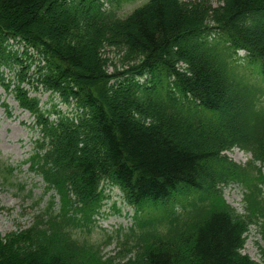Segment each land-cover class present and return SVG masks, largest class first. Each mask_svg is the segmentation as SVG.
Here are the masks:
<instances>
[{"label": "trees", "instance_id": "trees-1", "mask_svg": "<svg viewBox=\"0 0 264 264\" xmlns=\"http://www.w3.org/2000/svg\"><path fill=\"white\" fill-rule=\"evenodd\" d=\"M216 1L147 0L118 18L101 0H0V86L33 120L22 164L49 196L30 227L0 237V264H264V248L261 262L242 254L250 226L264 242V0ZM108 49L122 70L109 71ZM19 166L0 160V188ZM231 184L242 214L222 199ZM107 185L161 211L138 222L129 257L75 237Z\"/></svg>", "mask_w": 264, "mask_h": 264}, {"label": "rangeland", "instance_id": "rangeland-1", "mask_svg": "<svg viewBox=\"0 0 264 264\" xmlns=\"http://www.w3.org/2000/svg\"><path fill=\"white\" fill-rule=\"evenodd\" d=\"M101 1L104 2V8L107 11L113 10L118 18H124L147 0ZM180 1L193 3L196 0ZM212 5L213 7L216 6L217 1L212 0ZM10 43L12 44V42ZM11 47L13 51H22L15 44ZM105 55L110 60L109 71L113 68L119 71L123 69L116 51L108 49L105 51ZM239 56L241 57L242 53ZM6 76H9V73H6ZM32 96L39 98L40 105L44 110H51L54 107L68 115L73 111L71 107L63 106L57 98L48 93H37L32 94ZM1 104L7 106L8 109L6 110ZM259 104L264 107V92ZM36 136L30 115L20 110L11 94L0 86V160L14 167L24 163L32 153ZM226 156L245 169L249 167L250 155L239 149H232L226 153ZM17 184L22 185L23 190L20 191ZM12 185L14 186L6 185L0 188V237L30 227L36 219V215L43 211L49 201L48 194L43 193L42 182L30 173L25 164L19 166ZM243 194V190L239 186L231 184L223 187L222 199L236 212L242 214L244 212ZM104 195L106 197L102 202L101 209L97 215L92 216L93 222L89 221V230L80 228L76 230L75 237L95 245L103 259L129 257L135 253V248L132 245L135 241L134 237L139 234L137 223L140 220L160 218L161 211L147 207L138 210L128 205L123 200L120 189L115 186L107 185L104 189ZM40 198L39 205H34L33 203ZM185 198L189 200L191 197L186 195ZM174 210L182 212L179 204L175 205ZM163 227V224H159L158 231H162ZM262 248H264V242L261 236V227L254 224L248 229L242 254L247 255L255 262H261L260 250Z\"/></svg>", "mask_w": 264, "mask_h": 264}]
</instances>
